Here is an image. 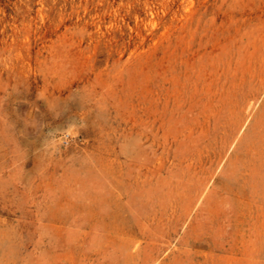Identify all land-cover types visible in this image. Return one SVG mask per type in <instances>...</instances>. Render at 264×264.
Instances as JSON below:
<instances>
[{
    "label": "rangeland",
    "instance_id": "1",
    "mask_svg": "<svg viewBox=\"0 0 264 264\" xmlns=\"http://www.w3.org/2000/svg\"><path fill=\"white\" fill-rule=\"evenodd\" d=\"M0 264H264V0H0Z\"/></svg>",
    "mask_w": 264,
    "mask_h": 264
}]
</instances>
